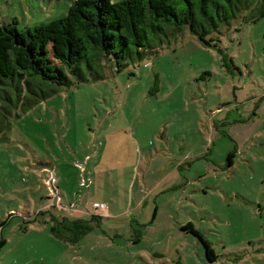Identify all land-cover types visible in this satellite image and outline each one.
<instances>
[{
    "label": "rangeland",
    "instance_id": "374dc122",
    "mask_svg": "<svg viewBox=\"0 0 264 264\" xmlns=\"http://www.w3.org/2000/svg\"><path fill=\"white\" fill-rule=\"evenodd\" d=\"M73 1L0 0V25L33 29ZM262 9L220 24L215 47L165 25L82 64L84 82L0 87V264H264ZM55 216L100 221L69 242Z\"/></svg>",
    "mask_w": 264,
    "mask_h": 264
},
{
    "label": "trees",
    "instance_id": "16d2710c",
    "mask_svg": "<svg viewBox=\"0 0 264 264\" xmlns=\"http://www.w3.org/2000/svg\"><path fill=\"white\" fill-rule=\"evenodd\" d=\"M252 1L74 0L63 17L33 29L19 31L15 22L0 25V87L18 83L33 93L39 85L53 88L84 82L82 64L92 70L104 57L124 58L132 49L148 46L150 36L161 33L165 25L175 31L186 27L205 46L215 47L218 39L211 34L248 9ZM263 16L264 9L257 18ZM257 18L243 16V22ZM98 221V216L88 220L55 216L50 218V232L56 239L76 242ZM182 229L200 240L209 262L216 260L211 245L191 224ZM5 243L0 240V251Z\"/></svg>",
    "mask_w": 264,
    "mask_h": 264
},
{
    "label": "built area",
    "instance_id": "2783aa9c",
    "mask_svg": "<svg viewBox=\"0 0 264 264\" xmlns=\"http://www.w3.org/2000/svg\"><path fill=\"white\" fill-rule=\"evenodd\" d=\"M93 209L97 212L99 210H101L102 212H105V210L107 209V206L105 204H93Z\"/></svg>",
    "mask_w": 264,
    "mask_h": 264
}]
</instances>
